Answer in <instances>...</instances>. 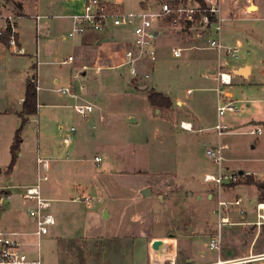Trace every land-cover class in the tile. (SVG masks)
Segmentation results:
<instances>
[{
    "label": "rangeland",
    "instance_id": "rangeland-1",
    "mask_svg": "<svg viewBox=\"0 0 264 264\" xmlns=\"http://www.w3.org/2000/svg\"><path fill=\"white\" fill-rule=\"evenodd\" d=\"M50 1L40 2L39 12L48 16L41 21L38 35L41 48L44 44L45 24H58L64 29L65 19L55 17L66 12L50 11ZM108 1L125 10H131L138 4V0ZM253 1L259 5V10L247 13L245 6L248 0H224L226 13L220 12V17L225 18L221 22L220 36L227 47L235 46L238 39L245 42L264 40V0ZM253 9L254 7L250 8ZM229 11L234 15L231 16ZM13 12L24 15L15 8ZM33 21L31 16L19 21L20 25L24 24V44H27L28 52L32 50V45L35 49L37 47L35 40L27 35L30 33L37 38ZM179 32L184 34L180 37L181 41L188 44H176V47H191L197 51V57L193 58L191 50H186L181 58H175L171 49L165 47L162 49V57L156 61L157 65L154 71L151 69L152 75L147 80L132 79L126 67L115 66L97 70V73H94L95 68L86 67L80 72L79 80L71 81L78 66L77 61L68 64L61 62L69 54L78 53L73 44V40L78 37L64 39L61 33L55 35L54 40L48 43L55 47L52 54H49L50 57L45 56L44 51L40 57L48 62L41 63L37 70L34 59L36 66L29 73L34 74L37 79L39 72L42 87L40 102H49V99L43 97V94H47L56 105L42 106L40 115L31 116L24 126L20 150L24 155L15 172L8 171L11 146L15 140L16 129L21 124V118L14 109L18 106L25 69L31 60L24 55L12 54L9 50L5 51L4 57L0 56V97L11 100L9 112L0 117L1 188L19 184V179L26 175V170L32 171L37 166V155H46L44 149L47 138L60 145L62 133L66 129L76 127V135L85 126H89L90 130L88 137L84 136L86 140H90V146L85 149L88 156L84 162L77 163V171L69 168V174L61 182L53 174H49V180L43 182L44 191L49 192L53 199L52 213L57 224L51 226L50 232L41 240L42 264H149L146 241L137 239L134 249L132 247L136 236L145 234L151 238L156 235L172 237V234H182L187 237L193 233V227L198 231L197 228L205 220L214 221L220 218L217 198L209 204L206 197L208 190L202 185V173L205 170L218 172L217 165L206 154L204 141L206 135H214L216 131L193 133L194 131L181 129L180 120L187 115V103L185 109L181 107L182 104L174 105L172 109H159L151 104L148 95L152 88H156L173 97L178 95L187 102L200 103L201 112L211 121L215 111L212 103L213 92L206 90L211 84L199 74L213 61L217 64L219 55L223 54L230 60L235 57L227 54L226 50L214 52L208 48V40L219 37L215 31L193 29L187 35L184 30ZM197 34L201 36L195 37ZM102 51L103 49L100 50ZM240 53H245L244 48H240ZM118 63L119 61L110 64ZM88 64L102 65L101 56L98 55ZM55 74L62 77L61 86L69 84L72 91L79 90V99L72 98L69 93L48 91L52 75ZM145 85L147 88L142 89ZM232 87L238 99L245 97L238 93L243 89L241 84L235 83ZM189 89H192L191 92ZM77 102L91 103L96 109L88 118H83L74 108ZM246 104L247 102H242L238 105L245 108ZM241 111L245 113V110ZM132 117L137 121L131 122L129 119ZM62 123L66 127L63 132L58 129V125ZM253 127L240 128L235 134L222 136V142L228 141L231 144L226 155L232 159L229 163L233 170L238 172V168H250L257 171L262 178L264 132L251 134ZM262 128L264 129L263 125ZM93 150L103 158L101 163L94 161ZM225 163L226 161L223 165ZM89 184H92L89 189L93 191L89 196L92 198L90 204L81 197V188ZM22 192L23 189L14 187L11 200H6V213L0 224L3 229H13L15 223L11 218L20 216L16 210L26 206ZM258 192L256 185L240 183L228 190H222L221 195L227 201H233L236 195L242 196L245 201L244 210L251 216L256 214ZM202 193L204 199L199 200L197 196ZM218 194L217 191L216 196ZM236 209L239 206L233 204L222 206L220 214L229 215ZM21 217L25 219L27 215L21 214ZM253 234L252 229L241 233L244 238H250ZM122 235L127 236L128 241ZM263 235L264 225L261 226V237ZM24 239L37 241L34 236H25ZM210 239L204 238L202 244L208 247ZM27 249L32 252L37 250L33 246ZM180 251L181 255L185 254L182 244Z\"/></svg>",
    "mask_w": 264,
    "mask_h": 264
},
{
    "label": "crops",
    "instance_id": "crops-1",
    "mask_svg": "<svg viewBox=\"0 0 264 264\" xmlns=\"http://www.w3.org/2000/svg\"><path fill=\"white\" fill-rule=\"evenodd\" d=\"M160 1L161 0H138V4L133 9L138 10L140 8L157 6ZM219 1H220V12L226 13V9H224V3H225L224 0H219ZM40 2L41 0H5L4 3L7 9L14 11V8H15L18 11L23 12V14L26 17H30L31 15H33V13L34 14L40 13L39 12L40 7H41ZM82 2L83 0H60L59 2H57L56 0L55 1L51 0L49 4V9L50 11L53 10V12H56V13L58 11L63 10L66 13L63 15H59V16H65L67 14H71L79 10L82 6ZM251 7H254V9L250 10ZM258 10H259V5L253 0H248L245 6V11L247 13H253L252 11H258ZM230 12L231 11H229V13ZM230 15L233 16L234 13L231 12ZM58 18L60 19V17L56 15L55 19H58ZM61 18L65 19L64 20L65 22L63 23L64 29L60 28L58 24L48 23L47 25L46 24L44 25L45 26L44 40H43L44 44H42V48H41V44L40 45L38 44L39 49H40L39 58L37 59L34 56V54L36 53V49L35 47L33 48V45H32V50L29 51L30 52L28 54L29 56L24 55V57H28L31 60V63L25 69L22 94L17 103L18 106L15 107L14 109L19 118H20L19 113L21 112L22 107H23V102L25 98V92H26L28 81L31 76L35 77L34 74H31L34 71L33 69L35 68L34 59H36L37 70H39V65L41 63L48 62V61H45V60L43 61L40 59L41 55L43 54V51H44L45 56L50 57L49 54H52L55 48V47L53 48L51 44H48L50 43L51 40H54V36L61 33L64 39L68 38L67 33L65 32L66 31L68 32V30L73 26V21L70 18H66V17H61ZM220 18L222 20L225 19L224 17H220ZM33 22L35 24V21ZM23 25L24 24L20 25L19 23V32H20L19 38H20V42L22 43V45L26 47L27 44H24L26 40V36L23 35L25 34V29L23 28ZM185 34L187 35L188 32ZM27 35L30 36L32 40H35V42L37 43V38L34 37L33 32H32L33 37L31 36L30 33H28ZM183 35L184 34H182L179 31H172V30L166 31V34L162 36L158 42L157 62L160 60V57H162L163 55L162 49H164L165 47L171 49V53L175 58H181L186 50H191L193 58L197 57V51L192 50L191 47H185V46H181V47L186 48L182 52V55L177 57L173 54L172 48L176 47V44H188V43H183V41H181L182 38L180 37H182ZM75 37H78V38H76V40H73V44H75L78 53L76 54L71 53L68 55V57L73 56V60L71 62L77 61L78 66L76 67L75 74L71 77V81H74L75 79L79 80L81 77L80 72L84 71L86 67L87 68L91 67L92 69L95 68L96 72L94 73H97V70H102L103 68L105 69V68H111L115 66L117 67V65H119L125 59V51L132 44L133 39H134L132 30L130 28H108L103 32L87 30L85 33L75 36ZM195 37H198V36H195ZM221 41H222V37H221ZM236 43H240L241 48H244V51H245L244 54L240 53L238 58H234V60H230L221 53L222 55H219L217 64H215V61H213L212 63L206 65V67H204L199 74L202 78L208 80L209 83L211 84V87L206 88V90H211L213 92L212 94L213 102L212 103L214 104L215 111H214V117L211 121L208 118H206L205 115L201 112L200 103L198 102H197L198 104L190 103V102L185 101L183 98H181L178 95L176 97L175 96L173 97L169 93L163 92L172 98V100L174 101V105L182 104L181 107L184 108L187 103V109H186L187 115L183 116L180 122L181 121L191 122L193 125V129L195 130L193 133L204 132V131L213 132L214 126L219 120L218 112H217V92H216V88L219 85L218 81L216 80V72L218 70H225V71L232 72V75H233L232 85H234L235 83H237L238 85L241 84L243 86V89L239 90L238 93L240 95L241 94L244 95L245 97L238 99L236 97V94H237L236 91L232 89L233 88L232 85L231 87L227 88L228 93L232 96L233 99L237 100L238 104L242 102L243 103L247 102L245 108H242L241 105L239 106L240 111L241 109L245 110V113H242V111L241 113L240 112L239 113H229L228 117L225 116L224 118H222V121L226 122L230 126L229 132L225 133L222 136L224 137V136H229L230 134H235L236 132H238L240 128L250 127V126H254L251 130L260 127L264 132V129L262 128V125L264 126V40L260 42L246 40L245 42L243 40L238 39ZM26 49L28 50L27 47ZM101 49H103L102 52H100ZM209 49L214 52L216 51L215 49H211V48ZM7 50L8 49H7L6 44L0 41V56L3 55L4 57L6 54L5 51ZM98 55L101 56L103 64L102 65L100 64L98 66L89 65L88 63L93 62ZM18 57H23V56H18ZM118 61L119 63L116 65L110 64L112 62L116 63ZM157 62L155 64H152L150 62L139 63L140 79H143L141 78V75L145 71H149L150 73H151V69L154 71L155 66L157 65ZM65 64H68V63H65ZM245 66L249 67L246 75L241 74V72H239V69ZM30 69L32 70L31 73H29ZM37 74H38L37 83H38L39 89H38V113L36 115L39 116L40 115L39 111L42 106H55L56 104L50 101V95H47V94H43V97L45 99H49V102H46V103L40 102V97H41L40 90H42V87L39 82V72ZM61 80H62V77L58 76L57 74L52 75L51 87L48 89V91L53 92V93L54 92L60 93L62 92L60 91L61 88L63 87L70 88V86H68L69 84L67 86L65 85L61 86L60 85ZM70 90L72 91L71 88ZM191 90L192 89H189L188 91L191 92ZM72 92H75L78 94L79 90L72 91ZM69 95L72 98H75L71 94ZM75 99H79V98H75ZM10 101L11 100L10 98L8 99V97H6V99L0 97V117H2L3 115L9 112ZM12 109L13 108H11V110ZM36 120L38 119L36 118ZM72 127L70 129H66V131L62 133L63 138L61 139L60 145H57L52 140H49V138L46 139L47 144H45V149H44L46 155H43V156L40 154L37 155L36 157L37 166H35L32 171L31 170L29 171L27 169L26 175L24 176L22 175V178L19 179V184L7 186L9 190L7 191L6 200H9V198L11 200V196L13 194L12 189L14 187L23 189L25 186L32 185L36 182L39 158H47L50 160V169L48 171V179L46 181H48L50 178L49 174H53L54 177H56L57 181L61 182L64 179V176H67V174H69V168L72 171H74L75 169L77 171L78 166H79L77 163L84 162L88 156L86 154V150L88 149L87 147L90 146V140L89 139L86 140L85 137L86 138L88 137L90 130H89V126H85L82 130L80 129V133L76 135L77 128L75 127V130L72 132ZM65 128L66 127L63 123L58 125V129L62 132L65 130ZM86 131L88 133H86ZM69 133H72V142L70 144H66L64 142V137ZM222 136H218L217 133H215L214 135H206V138L204 140L206 142L205 146L206 148H208L210 146H218L220 144L227 145V148L224 150L226 163L225 165H222V168L224 171L236 172L235 170L232 169L233 166L229 163L232 161V159L230 157H227L226 155V151L231 149V144L228 141L222 142ZM83 145L85 147H83ZM39 151L40 150L38 149V152ZM93 152H94V161L96 162L95 158L98 155L95 153L94 150ZM23 155H24L23 151L19 153L17 163L15 164L12 172L17 171V169L19 168ZM101 162H96V163L99 164ZM238 170L239 171L236 173L245 175L244 178L246 176L252 175L254 176L256 181H264V177L260 178L259 177L260 174L257 171H254V170L252 171V169L250 168L248 169L238 168ZM207 173H215V171L211 169L205 170L202 173V179L204 178V175ZM202 185L204 186L206 190H208L206 191V197H207L209 204L215 198H217V203H218V198L219 197L222 198L221 191L228 190L231 188V186H227L228 185L227 184L221 188V191H219L218 186H216L212 182L206 184L204 179L202 181ZM90 186H92V184L84 185L81 188V191H82L81 197L90 196V194L93 192L89 189ZM79 187H81V185ZM41 188H42L43 196L50 199L52 203L53 199L49 192L44 191L43 183H42ZM217 191L219 193L218 196H216ZM203 195H204L203 193L199 194L197 198L199 200H203L204 199ZM237 198H241L242 200L241 204L239 205V209H236L232 212V214H229L230 223L223 225L221 229L219 227L220 218L218 217L214 221L205 220L203 224H201L200 228L199 229L197 228L198 231H196V227L195 229L193 227V231H192L193 233L187 237L183 236L182 234H172V237H164L163 235H156L154 237L148 238L145 234H140L136 236V238L133 239L132 247L134 249V246H135L134 242L138 241L137 239H141V238L144 239L146 241L145 248H146L148 258H149V264L153 263L152 258L154 257L153 255L154 253H157L160 251L162 253L165 252V249L168 245V241H167L168 239L175 241V245H174L175 255L169 256V257L167 256V258L165 257L163 261L164 264H170L171 260H174L175 264H212L219 260L220 261L237 260L238 263L240 261H244L241 264H264V235L261 237V226L258 227L255 225V221L257 219V212H258L257 205L261 202L259 199L260 192H258V196H257L255 215L250 216L247 214V211L244 210L245 201L242 196L236 195L235 199ZM6 200H5V203H6ZM73 200H75V198ZM24 202L26 203V206L19 207V209L16 210L17 212L19 211L18 213L20 214V216L18 215L15 218H11L12 220H14L13 222L15 223V227L11 229V231L25 232V231H32L35 228V220L34 218L31 217L29 213L30 208L35 206V202L25 200V199H24ZM11 209H12V206H11ZM52 209H53V205L51 206V212H52ZM241 210L243 211V213H241ZM16 211L15 213L17 214ZM5 213H6V208L4 206L3 211L1 213V222H2V219L4 218ZM21 214L27 215V218L25 219L22 218ZM56 224H57V219L54 225ZM246 229H252L254 233L250 238H244L241 235L242 231ZM219 230L222 234L221 247L220 249L211 248L210 242L212 238L219 232ZM124 235H122L121 237L124 240L128 241L127 236H124ZM206 237L211 238L209 240L208 247L202 244V242H204V238ZM156 239H162L167 242V244L162 246L159 251H154L152 248V242ZM140 242L142 245V240H140ZM181 244L183 245L184 250H185L184 252L185 254H182V255L180 251Z\"/></svg>",
    "mask_w": 264,
    "mask_h": 264
},
{
    "label": "built area",
    "instance_id": "built-area-1",
    "mask_svg": "<svg viewBox=\"0 0 264 264\" xmlns=\"http://www.w3.org/2000/svg\"><path fill=\"white\" fill-rule=\"evenodd\" d=\"M206 7L200 3L191 0H161L157 6L140 8L138 10H125L119 6H114L108 0H83L82 6L74 13L65 16L73 21V26L68 30L67 37L73 38L75 36L85 33L87 30L96 32H103L108 28H130L133 33V42L125 51V59L117 65V67H126L130 78L140 79L141 62H150L155 64L158 59V42L162 36L166 34L167 30L182 31L185 33L193 29L203 30L204 32L215 31L219 37L217 39L210 38L208 40V48L217 51L226 50L227 54L238 58L241 45L237 43L235 46L227 47L222 43L221 22L220 18V1L219 0H204ZM5 1H0V38L7 35L6 44L7 49L15 55H28L29 52L25 46L22 45L19 38V21L25 15L14 13L7 9ZM216 15L217 20L211 21V16ZM35 21L37 32V47L34 56L38 59L40 55L38 35L41 28V21L48 16L36 13L31 15ZM200 17V18H199ZM198 37L201 34H197ZM186 48L173 47L172 52L179 57ZM73 60V56H69L61 63H69ZM39 62V61H38ZM151 77L149 71H145L141 78L147 80ZM216 80L219 85L216 88L217 92V112L218 122L214 126V130L218 136H222L229 132L230 126L222 121L228 113H239L240 107L237 100L233 99L228 93L227 88L233 84V75L231 71L218 70L216 72ZM37 83V81H36ZM37 89H39L37 83ZM63 93H69L73 97L78 98V94L72 92L70 88L63 87L60 89ZM74 108L76 112L83 118H88L94 111L95 106L91 103H75ZM103 118V117H102ZM180 127L184 130L195 131L191 122L181 121ZM75 127H72V132ZM263 130L258 127L250 131L252 134H261ZM64 142L70 144L72 142V133L64 137ZM227 145L210 146L206 149V154L217 165V173H207L204 175L206 183H214L221 188L227 184L237 182L245 175H241L232 171H224L222 168L225 161L224 150ZM96 162H101L102 157L96 156ZM50 169V160L47 158L38 159L37 180L34 184L25 186L23 188L22 197L25 200L35 202V206L30 208L29 213L35 220V228L32 231H11L3 229L0 226V264H42L40 253V246L42 238L50 232L51 226L56 223L54 214L51 212V200L44 197L42 193V183L48 179V171ZM9 188L0 187V224L1 213L5 206L7 191ZM84 199L88 204L91 203V197L85 196ZM241 198L233 201H227L218 198V213L220 215L219 227L230 223V216L228 214L222 215L221 207L230 204L239 206ZM257 219L255 225L260 227L264 225V202L258 205ZM241 213L243 211L241 210ZM25 236H34L37 238L36 242H30L24 239ZM222 244V234L219 232L212 238L210 247L220 249ZM36 247L34 252L28 250L29 247ZM237 260L217 261L212 264H241ZM170 264H175L171 260Z\"/></svg>",
    "mask_w": 264,
    "mask_h": 264
},
{
    "label": "trees",
    "instance_id": "trees-1",
    "mask_svg": "<svg viewBox=\"0 0 264 264\" xmlns=\"http://www.w3.org/2000/svg\"><path fill=\"white\" fill-rule=\"evenodd\" d=\"M191 1L200 3L203 7H206V3L204 0H191ZM216 20H217V16L212 15L211 21H216ZM0 41L4 43L7 42V35L1 37ZM35 66L36 65H34V67ZM36 81L37 79L35 77L30 78L26 87L23 107L21 112L19 113V116L21 118V124L16 130L15 140L13 145L11 146V160L9 163L8 171H12L14 169L15 164L17 163V159L19 156V152L21 150V143H22L21 132L24 126L30 121L31 116L36 115L38 113V89H37ZM148 99L154 107L159 109H172L174 106V101L170 96H168L163 92L157 91L154 88L150 90ZM240 183L256 185L260 192L259 199L261 202L264 201V181H256L254 176L250 175V176H246L245 178L244 177L241 178L237 182L230 183L227 186L234 187Z\"/></svg>",
    "mask_w": 264,
    "mask_h": 264
},
{
    "label": "bare ground",
    "instance_id": "bare-ground-1",
    "mask_svg": "<svg viewBox=\"0 0 264 264\" xmlns=\"http://www.w3.org/2000/svg\"><path fill=\"white\" fill-rule=\"evenodd\" d=\"M168 245L165 249V252L162 253L161 251L160 252H157V253H154V257L152 258L153 259V263L152 264H164L163 263V259H165V257L167 258V256H174L175 255V241L173 240H170L168 239ZM164 251V250H163Z\"/></svg>",
    "mask_w": 264,
    "mask_h": 264
},
{
    "label": "water",
    "instance_id": "water-1",
    "mask_svg": "<svg viewBox=\"0 0 264 264\" xmlns=\"http://www.w3.org/2000/svg\"><path fill=\"white\" fill-rule=\"evenodd\" d=\"M248 68H249L248 66L242 67V68L239 69V72H241V74H245L246 75L247 72H248ZM146 88H147V85L142 86V89H146ZM129 120L131 122H136L137 121V119L134 118V117L130 118ZM148 191L149 190H146V192H148ZM166 244H167L166 241H164L162 239H156V240H154L152 242V248H153L154 251H159L161 249V247L164 246V245H166Z\"/></svg>",
    "mask_w": 264,
    "mask_h": 264
}]
</instances>
